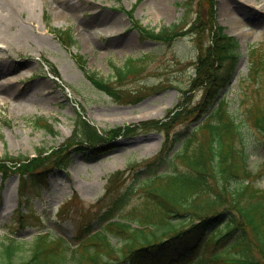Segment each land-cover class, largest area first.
<instances>
[{"label":"rangeland","instance_id":"obj_1","mask_svg":"<svg viewBox=\"0 0 264 264\" xmlns=\"http://www.w3.org/2000/svg\"><path fill=\"white\" fill-rule=\"evenodd\" d=\"M214 1L211 14L209 0H167L163 9L154 0H63L62 4L59 0H35L15 9L12 20L0 21V70H13L2 73L0 83L8 81L2 87L16 90L15 95L0 94L1 160L5 156L33 157L63 145L72 134L77 112H84L102 131L132 129L114 139L107 135V142L100 146L103 150L95 156L80 150L71 152L66 169L41 175L48 181L45 190L37 179H27L22 193L28 198V212L23 201L17 200L18 175L0 171V242L13 236L21 245L9 259L11 264L28 255L33 235L46 225L56 236L71 225L76 229L88 221L97 224L98 206L102 209L127 185H137L135 174L147 176V163L158 155L165 141L177 133L180 139L175 148L181 144L199 120H193L194 111H190L203 91L202 86L192 84L193 63L199 47L209 44L212 32L216 35L215 25L238 44L222 90L229 110L242 123V135L234 138L233 144L248 153L251 173L247 180L264 188V137L245 114L255 101L264 105V84L255 88L246 80L249 53L264 60V0ZM70 2L78 4L71 8ZM84 22L93 29H85ZM194 23L199 29L190 32ZM199 23L207 25L200 28ZM97 24L105 27L103 31ZM51 27L70 28L75 42L65 46ZM141 27L153 32L172 27L182 34L170 43H159L144 37ZM127 59L133 60L132 67L138 70L120 81L115 66L125 65ZM51 65L59 77L52 75ZM221 68L224 71L225 64ZM90 76L139 98L117 101L96 88ZM181 106L182 114L169 123V117ZM157 119L165 122V128L168 125L166 130L151 128L150 121ZM46 122L55 134L42 126ZM117 171L122 173L116 185L109 187L107 180ZM142 194V190L134 192L127 207H139Z\"/></svg>","mask_w":264,"mask_h":264},{"label":"trees","instance_id":"obj_2","mask_svg":"<svg viewBox=\"0 0 264 264\" xmlns=\"http://www.w3.org/2000/svg\"><path fill=\"white\" fill-rule=\"evenodd\" d=\"M209 4L212 14L215 1L209 0ZM132 13L133 8L128 10L129 17ZM198 25L204 28L207 24ZM196 26L194 23L189 31L199 29ZM141 28L144 37L159 43H170L182 34L172 27L157 32ZM51 30L65 46L75 42L70 29ZM237 46L233 36L218 29L216 35L212 32L209 44L199 47L192 84L202 86L203 91L190 109L194 111L193 120H199L181 144L175 148L180 139L177 133L174 139L165 141L158 155L147 163V176L135 174L138 184L127 185L109 205L99 208L97 224L87 223L82 235L67 240L36 234L28 255L14 264H264V188L247 181L251 173L248 153L233 144V139L242 135V123L233 116L222 93ZM249 57L246 80L258 88L264 84V60L252 52ZM126 62L115 66L120 81L138 70L132 67L133 60ZM50 71L58 76L52 65ZM90 78L94 86L117 101L134 102L139 98L103 79ZM182 109L172 113L169 123L182 114ZM245 114L264 137V105L255 101ZM161 119L150 121L151 128L166 130L168 125L165 128ZM42 126L55 134L50 123ZM130 130L128 126L102 131L86 119L84 112H77L72 134L63 145L40 151L34 157L5 156L0 159V171L18 173L22 188L35 170H64L71 152L81 150L95 155L103 150L100 146L107 142V135L116 138ZM119 173L107 180L109 187L116 185ZM137 190L143 193L141 205L127 207ZM20 246L13 238L1 241L0 264H11L9 259Z\"/></svg>","mask_w":264,"mask_h":264},{"label":"bare ground","instance_id":"obj_3","mask_svg":"<svg viewBox=\"0 0 264 264\" xmlns=\"http://www.w3.org/2000/svg\"><path fill=\"white\" fill-rule=\"evenodd\" d=\"M34 1L35 0H0V21H10V19L12 20L13 19V16L11 15V13L15 10V9H17V8H19L20 6H28V5H32L33 3H34ZM41 2H44L45 0H40ZM60 2H61V4L63 3V0H59ZM155 2H157L156 3V5L159 7V8H165V6H166V1L167 0H154ZM71 6H69V7H73L74 8V6H76V4H78V3H76V4H73L72 2H70L69 3ZM64 5V4H63ZM3 15H7V17H8V15H9V17L8 18H5V19H9V20H2L1 19V17L3 16ZM221 17V16H220ZM228 17V16H227ZM222 19H224V17L222 16L221 17ZM83 24V23H82ZM109 25H111V24H109ZM96 26H98L99 27V29L100 30H102L103 31V29L105 28H103V26L101 25V24H97ZM86 27H88V28H92L93 29V27L91 26V25H89L88 23H85L84 22V28L86 29ZM83 28V29H84ZM104 32H106V34H115L116 33V30H111V31H105L104 30ZM77 37H79L78 35H77ZM80 38V37H79ZM0 49H2V48H0ZM8 72H10V73H12L13 72V70L11 69V68H7V69H2V70H0V75L2 74V73H4L5 75H7V73ZM9 84V82L8 81H2V83H0V94L2 93V91H3V93L4 94H6V95H15L16 94V90L14 91V90H12L11 88H9V87H7V85L5 86V87H2V84ZM4 88V89H3ZM14 89H16V88H14Z\"/></svg>","mask_w":264,"mask_h":264}]
</instances>
